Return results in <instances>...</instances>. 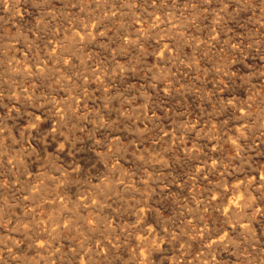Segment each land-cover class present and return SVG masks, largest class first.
<instances>
[{
	"label": "rangeland",
	"instance_id": "obj_1",
	"mask_svg": "<svg viewBox=\"0 0 264 264\" xmlns=\"http://www.w3.org/2000/svg\"><path fill=\"white\" fill-rule=\"evenodd\" d=\"M208 263L264 264V0H0V264Z\"/></svg>",
	"mask_w": 264,
	"mask_h": 264
},
{
	"label": "bare ground",
	"instance_id": "obj_2",
	"mask_svg": "<svg viewBox=\"0 0 264 264\" xmlns=\"http://www.w3.org/2000/svg\"><path fill=\"white\" fill-rule=\"evenodd\" d=\"M96 28V27H95ZM96 37V36H95ZM244 63V62H243ZM44 68V67H43ZM32 84V83H31ZM40 113V112H39ZM246 129V128H245ZM187 147V146H186ZM206 148V147H205ZM63 152V151H62ZM105 159V158H104ZM192 165V164H191ZM207 178V177H206ZM208 181V180H207ZM235 181V180H233ZM226 183V182H224ZM245 184V183H244ZM246 185V184H245ZM251 185V184H250ZM244 186V185H243ZM246 189V188H245ZM237 190V189H236ZM241 190V189H240ZM247 190V189H246ZM238 191V190H237ZM229 192V191H228ZM240 193V192H239ZM247 197V196H246ZM225 199V198H224ZM242 199V198H241ZM256 199V198H255ZM206 200V199H205ZM250 200V199H249ZM220 201V200H219ZM226 201V200H225ZM247 202V201H246ZM244 205V204H243ZM242 208V207H241ZM235 210V209H234ZM236 211V210H235ZM250 213V212H249ZM234 214V213H233ZM250 215V214H249ZM246 216V215H245ZM248 216V215H247ZM243 218V217H242ZM245 220V219H244ZM251 223V222H249ZM77 224V223H76ZM238 228V227H237ZM241 229V228H240ZM166 230V229H165ZM246 230V229H245ZM237 231V230H236ZM148 234V233H147ZM262 234V233H261ZM213 241V240H212ZM94 244V243H93ZM72 246V245H71ZM106 247V246H105ZM144 253V252H143ZM221 256V255H220ZM228 257V256H227ZM94 259V258H93ZM96 260V259H95ZM209 264V263H208Z\"/></svg>",
	"mask_w": 264,
	"mask_h": 264
}]
</instances>
